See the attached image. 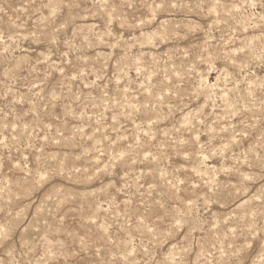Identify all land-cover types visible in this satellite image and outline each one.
Instances as JSON below:
<instances>
[{"label":"rangeland","instance_id":"rangeland-1","mask_svg":"<svg viewBox=\"0 0 264 264\" xmlns=\"http://www.w3.org/2000/svg\"><path fill=\"white\" fill-rule=\"evenodd\" d=\"M0 264H264V0H0Z\"/></svg>","mask_w":264,"mask_h":264}]
</instances>
